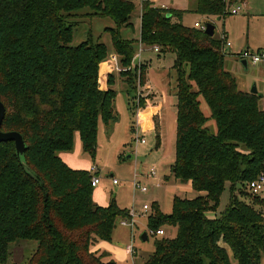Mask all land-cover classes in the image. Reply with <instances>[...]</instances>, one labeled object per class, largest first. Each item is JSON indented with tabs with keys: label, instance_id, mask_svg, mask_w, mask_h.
I'll use <instances>...</instances> for the list:
<instances>
[{
	"label": "trees",
	"instance_id": "obj_1",
	"mask_svg": "<svg viewBox=\"0 0 264 264\" xmlns=\"http://www.w3.org/2000/svg\"><path fill=\"white\" fill-rule=\"evenodd\" d=\"M244 1L197 0L196 11L221 19ZM85 7L92 17L115 21L117 28L108 30L123 80L146 82V66L139 77L128 69L136 52L119 29L133 26L134 0H0L2 130L20 132L27 146L19 157L14 141H0V264H117L109 252L94 247L112 241L118 220L129 217V210L113 195L106 206L96 203L91 169H74L61 157L73 152L79 134L83 152L95 159L99 122L115 118L114 75L105 79L103 68L108 47L93 38L70 45L74 27L68 20ZM183 13L153 0L141 4L142 44L176 56L172 173L198 193L175 195L170 213L153 203L148 228L171 227L175 234L156 238L145 264H264V194L248 188L264 173L261 96L239 88L226 68L222 36L175 20ZM210 119L216 133L207 127ZM160 129L155 120L156 147ZM227 187L230 200L221 210ZM19 239L35 247L23 263L10 262L11 244Z\"/></svg>",
	"mask_w": 264,
	"mask_h": 264
},
{
	"label": "rangeland",
	"instance_id": "obj_2",
	"mask_svg": "<svg viewBox=\"0 0 264 264\" xmlns=\"http://www.w3.org/2000/svg\"><path fill=\"white\" fill-rule=\"evenodd\" d=\"M136 9L132 15L133 26H121L120 34L124 39L131 40L136 52L134 62L128 67L137 71L138 77L142 67L147 68V80L144 83L138 79L128 84L120 75L121 61L114 49L111 33L108 28H117L115 21L106 16H90L92 9L85 7L77 11L76 16L69 18L74 27V38L71 46L93 38L108 47V58L103 63L107 74L114 75L111 86L117 92L114 102L115 118L108 124L99 122L98 152L95 159L82 152L78 153L84 159V166L96 165L99 169L101 182L94 187V196L100 201H110L113 195L119 206L129 211L135 208L142 212L143 206L158 203L165 213H170L175 195L193 198L198 195L193 188L182 183L173 176L172 166L175 162L176 131H177V96L175 83L177 74L172 65L174 53L160 54L153 47L140 44L141 33V0H134ZM248 9L238 14H227L221 19L202 15L196 11L197 0H157V5L165 4L168 9L183 10L182 16H175L187 26H194L196 21L214 23L215 38H221L223 32L228 33L233 48L239 51L244 46L251 48L263 47L264 44V0H248ZM140 48L142 52L139 53ZM230 47L227 48L229 51ZM226 50V51H227ZM227 51V53H228ZM240 52V51H239ZM239 55L233 57L230 53L226 57V68L236 77L239 88L251 91L256 87L261 96L264 107V65L249 64L246 68L241 63ZM149 85V87L147 86ZM202 110L208 116L209 107L201 97ZM160 114V116H159ZM155 117V118H154ZM155 120L161 126V144L156 147L157 136ZM207 127L212 133L217 132L214 119H210ZM144 138L145 142L141 139ZM75 151V146L73 153ZM70 153V152H69ZM156 174L151 173L152 168ZM113 178L119 184H113ZM137 179L142 186L146 185L147 192L136 188ZM230 200L229 187L225 189L221 198L220 209H224ZM249 201V198H247ZM139 213L136 217L137 225L131 230L120 224L118 220L109 248H112L113 258L117 264H145L148 257L155 250V239L160 235H152L148 228V215ZM148 232V239L142 234ZM175 230L165 227L163 236L171 237ZM132 244L136 249L134 256L126 254L128 246ZM35 242L19 239L11 244L10 262L23 263L30 256Z\"/></svg>",
	"mask_w": 264,
	"mask_h": 264
},
{
	"label": "built area",
	"instance_id": "obj_3",
	"mask_svg": "<svg viewBox=\"0 0 264 264\" xmlns=\"http://www.w3.org/2000/svg\"><path fill=\"white\" fill-rule=\"evenodd\" d=\"M144 0H141V2ZM156 1L157 0H153ZM156 6L162 7V8H167V6L165 4H161V5H157ZM245 5L244 2H240L237 3L235 5H233L230 9L231 14H238L240 13L242 10H244ZM196 27L202 29V30H206L207 28V23H202L200 21H196L194 24ZM222 39L224 40V47L225 49L231 47L232 42L228 39L227 35L223 32L222 33ZM140 44H142V42L140 41ZM154 51L159 52L160 48L159 46L155 45L154 47ZM142 52V48H140V53H139V60H140V54ZM238 55L240 56L241 59H246L248 61L249 64H253V65H259V64H263L264 65V48L263 49H259V50H250V49H244L242 51H240L238 53ZM142 142H145V139L142 138L141 139ZM92 173L94 174L92 177V185L94 187L98 186L101 182V177L99 176V169L98 167L95 165L91 168ZM151 173L153 175H155L156 169L153 167ZM113 184H119V180L117 178H113ZM134 184L136 186V188L140 189L142 192H147L148 188L146 185L142 186L141 183L135 179ZM248 188L250 190V192L254 193V194H264V173L260 174L257 178L253 179L252 181H250L248 183ZM143 211H137L135 208L131 209L129 211V217H123L120 220V224L130 228L131 230H133V228L137 225L136 222V217L139 213L141 214H148L149 211L151 210V206L148 204H145L143 206ZM149 216V215H148ZM149 232L152 235H164L165 234V230L164 229H158V230H152L149 229ZM127 251L130 255L134 256V254L136 253V249L134 247V245L130 244L127 248Z\"/></svg>",
	"mask_w": 264,
	"mask_h": 264
},
{
	"label": "crops",
	"instance_id": "obj_4",
	"mask_svg": "<svg viewBox=\"0 0 264 264\" xmlns=\"http://www.w3.org/2000/svg\"><path fill=\"white\" fill-rule=\"evenodd\" d=\"M248 0H245L244 1V5H245V9H248V7H250L249 3L247 2ZM263 15H264V12H263ZM218 19V18H217ZM227 37L229 36L228 33L225 31L224 32ZM229 39V37H228ZM264 48V44H263V47H258V48H251L250 46H244L242 47L241 50L239 51H242L244 49H250V50H259V49H263ZM227 50V49H226ZM228 51V50H227ZM239 51H236L234 50L233 48V42H232V45L228 51V53H230V55L233 57L234 55H238ZM239 85V84H238ZM147 86L149 87V85L147 84ZM150 88V87H149ZM245 91V90H243ZM160 116V114H159ZM161 127V126H160ZM82 152V143H81V139H80V136L79 134L76 135V138H75V151L74 153L73 152H63L61 153V157L63 158V160L72 168L74 169H88L90 170L93 166H95L94 164L91 165V167H87V166H84L83 163H84V159L81 158V156L78 155V153ZM190 186H191V183H188ZM94 201L96 203H98L99 205H102V206H106L108 205L109 201L107 202L106 200L105 201H100L98 199L95 198L94 196ZM109 242L107 241H103V242H100L98 243L95 247H94V250L98 251V252H101V251H107L111 254V256L113 257V254L114 252H112V248L110 249L109 248ZM113 253V254H112ZM126 254H129L128 251L126 250ZM234 264H236V262H234Z\"/></svg>",
	"mask_w": 264,
	"mask_h": 264
},
{
	"label": "water",
	"instance_id": "obj_5",
	"mask_svg": "<svg viewBox=\"0 0 264 264\" xmlns=\"http://www.w3.org/2000/svg\"><path fill=\"white\" fill-rule=\"evenodd\" d=\"M218 19H220V18L218 17ZM205 32L209 35H214V33H215L214 23H211V22L207 23V28H206ZM241 63L246 68H248L249 63L246 59H242ZM250 92L251 93H257L258 90L256 87H253ZM5 115H6V108H5L4 103L0 100V141L1 142L2 141H14L17 154L19 157H21L25 153V150L27 148L25 139H24L23 135L18 131H3L2 130V123H3V120L5 118ZM142 238L148 239V233L144 232L142 234Z\"/></svg>",
	"mask_w": 264,
	"mask_h": 264
}]
</instances>
